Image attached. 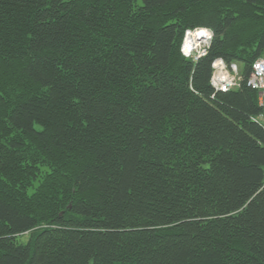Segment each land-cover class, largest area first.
Wrapping results in <instances>:
<instances>
[{
    "label": "trees",
    "instance_id": "trees-1",
    "mask_svg": "<svg viewBox=\"0 0 264 264\" xmlns=\"http://www.w3.org/2000/svg\"><path fill=\"white\" fill-rule=\"evenodd\" d=\"M263 50L264 0H0V264H264Z\"/></svg>",
    "mask_w": 264,
    "mask_h": 264
},
{
    "label": "built area",
    "instance_id": "built-area-1",
    "mask_svg": "<svg viewBox=\"0 0 264 264\" xmlns=\"http://www.w3.org/2000/svg\"><path fill=\"white\" fill-rule=\"evenodd\" d=\"M212 35V31L205 27L186 29L180 46L182 55L193 61L204 56ZM211 69L209 81L215 91L233 89L239 86L243 79L236 62L227 63L222 58H216L211 63ZM245 83L258 93L260 112L255 119L264 126V59L259 57L252 63Z\"/></svg>",
    "mask_w": 264,
    "mask_h": 264
},
{
    "label": "rangeland",
    "instance_id": "rangeland-1",
    "mask_svg": "<svg viewBox=\"0 0 264 264\" xmlns=\"http://www.w3.org/2000/svg\"><path fill=\"white\" fill-rule=\"evenodd\" d=\"M216 4H217V3H216ZM182 40H183V39H182ZM261 58L264 59V50L261 52ZM238 66H239V69H240V73H242L243 65L239 63Z\"/></svg>",
    "mask_w": 264,
    "mask_h": 264
},
{
    "label": "bare ground",
    "instance_id": "bare-ground-1",
    "mask_svg": "<svg viewBox=\"0 0 264 264\" xmlns=\"http://www.w3.org/2000/svg\"><path fill=\"white\" fill-rule=\"evenodd\" d=\"M184 36V35H183ZM211 74H212V72H211ZM211 77V76H210ZM258 101H259V98H258Z\"/></svg>",
    "mask_w": 264,
    "mask_h": 264
},
{
    "label": "crops",
    "instance_id": "crops-1",
    "mask_svg": "<svg viewBox=\"0 0 264 264\" xmlns=\"http://www.w3.org/2000/svg\"><path fill=\"white\" fill-rule=\"evenodd\" d=\"M261 58V57H260ZM263 59V58H262ZM239 71H240V69H239Z\"/></svg>",
    "mask_w": 264,
    "mask_h": 264
}]
</instances>
